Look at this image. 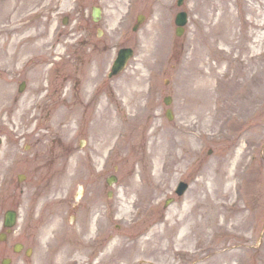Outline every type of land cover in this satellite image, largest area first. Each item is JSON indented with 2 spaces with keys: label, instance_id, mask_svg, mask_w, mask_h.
<instances>
[{
  "label": "rangeland",
  "instance_id": "obj_1",
  "mask_svg": "<svg viewBox=\"0 0 264 264\" xmlns=\"http://www.w3.org/2000/svg\"><path fill=\"white\" fill-rule=\"evenodd\" d=\"M177 1L0 0V233L19 216L0 264H264V0ZM45 146L71 153L52 167Z\"/></svg>",
  "mask_w": 264,
  "mask_h": 264
},
{
  "label": "water",
  "instance_id": "obj_2",
  "mask_svg": "<svg viewBox=\"0 0 264 264\" xmlns=\"http://www.w3.org/2000/svg\"><path fill=\"white\" fill-rule=\"evenodd\" d=\"M182 1L183 0H180V2H178L179 4H182ZM93 17H94V20L95 21H98V19L101 17V10L100 9H93ZM144 20V16L140 15L138 17V23L136 24L135 26V30L138 29L139 25L143 22ZM67 22V19H65V23ZM177 23L180 25L177 29V33L178 35H181L183 33V27L182 25L186 23V15L185 14H180L178 16V19H177ZM133 55V50L130 49V48H124L120 51V54H119V59L117 60V63H116V68H115V74L117 75L119 72H121L128 59ZM24 86H25V82L21 85L20 87V91H22L24 89ZM170 101H171V98L170 96L167 97L165 99V102L167 104H170ZM172 111L171 110H168L167 111V116L169 117V119H172L173 116H172ZM113 180H116V178L112 177V178H109L108 182L110 184H112ZM5 217V222H4V226L5 227H8V228H11L12 226H14L16 224V220H17V213L13 210H9L7 211L6 213V216ZM9 232L11 231V229L8 230ZM6 238V234H3L2 237H0V239H5ZM22 244H16L14 246V249L15 251H20L22 249ZM30 253V250H28L27 254ZM10 263V259H5L3 264H9Z\"/></svg>",
  "mask_w": 264,
  "mask_h": 264
},
{
  "label": "flooded vegetation",
  "instance_id": "obj_3",
  "mask_svg": "<svg viewBox=\"0 0 264 264\" xmlns=\"http://www.w3.org/2000/svg\"><path fill=\"white\" fill-rule=\"evenodd\" d=\"M60 149H61V147H59V148L58 147H50V146L43 147L42 149H40V151H37L36 153H34L36 155L35 158H36V160H38L40 162H42V160L46 159V161L52 163L51 166L54 167L57 165V161L61 158V154L66 153L65 152L66 150L63 152ZM67 153H70V152H67ZM48 174H51L50 175L51 177L58 176V173H56L54 171V169H52L51 172H48ZM35 183L36 182H34L33 184H35ZM80 193H81V195L79 196V198H80V200H82L86 196L85 187L82 188ZM79 202L80 201H78V204L74 205V211L76 213H78L81 210L80 208L82 207V205Z\"/></svg>",
  "mask_w": 264,
  "mask_h": 264
},
{
  "label": "bare ground",
  "instance_id": "obj_4",
  "mask_svg": "<svg viewBox=\"0 0 264 264\" xmlns=\"http://www.w3.org/2000/svg\"><path fill=\"white\" fill-rule=\"evenodd\" d=\"M24 28V25H19V26H17V27H15V28H13L12 29V31L13 32H20V31H22V29ZM1 31H4L3 29H0V35H2L1 34ZM34 37H37V36H34ZM33 38V37H32ZM17 39V37H14V41ZM27 39V38H26ZM26 39H20V44H22V43H24L25 41H29V40H26ZM5 42H1V37H0V50H2L3 49V44H4ZM16 43L17 42H15L14 43V46H16ZM23 45L22 46H20V49H19V51H17L18 52V55L19 56H23L24 54H26V53H28L29 51H30V46H24L23 48ZM9 48H10V45H9ZM38 48V45H37V47L35 48V49H37ZM34 49V50H35ZM153 49V48H152ZM152 49H149L150 50V53L152 52ZM5 51H6V49H5ZM7 52V51H6ZM31 52V51H30ZM8 57V56H7ZM6 57V58H7ZM4 60V59H3ZM1 86V85H0ZM8 96H9V94H7L5 91H3L2 93H1V90H0V104L1 103H5L6 101H7V99H8ZM109 132H110V130H109ZM52 225H54L55 224V221H52ZM52 227V226H51ZM51 227L49 228L50 229V232H52V230H51ZM111 248H113V245L109 248V249H111ZM107 255V254H106ZM58 258H59V260L57 261L58 263H56V264H65L64 262H62V252L58 255ZM102 259H105L104 258V254L102 255ZM102 259H100L99 261H96V263H90V264H100L103 260Z\"/></svg>",
  "mask_w": 264,
  "mask_h": 264
}]
</instances>
